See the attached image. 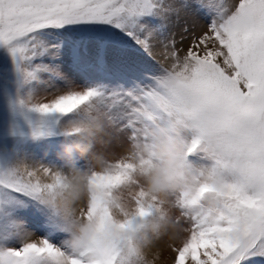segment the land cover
<instances>
[{"label": "snow or ice", "instance_id": "snow-or-ice-1", "mask_svg": "<svg viewBox=\"0 0 264 264\" xmlns=\"http://www.w3.org/2000/svg\"><path fill=\"white\" fill-rule=\"evenodd\" d=\"M207 3L214 19L181 56L185 43L142 19L157 0H0V264H124L100 240L72 251L40 202V177L66 167L58 137L85 106L108 111L127 140L189 125L197 178L226 182L223 204L186 212L171 264H264V0ZM157 50L170 67L149 63ZM121 175L101 177L98 197ZM100 198L84 211L103 222Z\"/></svg>", "mask_w": 264, "mask_h": 264}, {"label": "clouds", "instance_id": "clouds-1", "mask_svg": "<svg viewBox=\"0 0 264 264\" xmlns=\"http://www.w3.org/2000/svg\"><path fill=\"white\" fill-rule=\"evenodd\" d=\"M82 111L83 118L58 137L56 156L66 167L46 180L40 177L46 185L41 204L65 226V243L72 251L100 240L118 246L124 264H171L168 250L184 239L186 212L201 203L223 204L226 182L207 172L197 178L187 124L160 126L147 141L129 139L116 152L112 141L119 130L108 111L95 106ZM201 151L212 155L216 149L205 140ZM116 173L121 177L98 197L99 179ZM98 198L107 209L103 222L84 211Z\"/></svg>", "mask_w": 264, "mask_h": 264}, {"label": "rangeland", "instance_id": "rangeland-1", "mask_svg": "<svg viewBox=\"0 0 264 264\" xmlns=\"http://www.w3.org/2000/svg\"><path fill=\"white\" fill-rule=\"evenodd\" d=\"M157 3L159 7L142 19L151 27H162L165 36H174L178 42L185 43L183 48L179 43L177 44V48L181 49V56L185 54L188 39L210 25L215 16L207 0H157ZM157 62L165 68L170 67L172 63L170 59L165 60L159 50L155 61H149L153 67L157 66ZM0 63L10 65L3 51H0ZM126 137L127 133L118 135L112 141V149L119 152L121 146L128 142ZM192 159L196 158L192 157ZM32 239L39 237L33 236Z\"/></svg>", "mask_w": 264, "mask_h": 264}]
</instances>
